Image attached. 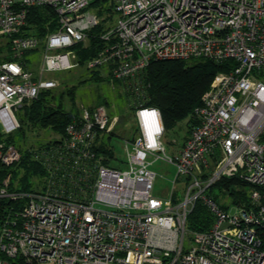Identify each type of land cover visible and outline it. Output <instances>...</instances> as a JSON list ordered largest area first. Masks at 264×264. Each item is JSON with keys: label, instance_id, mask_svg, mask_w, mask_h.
Wrapping results in <instances>:
<instances>
[{"label": "built area", "instance_id": "2783aa9c", "mask_svg": "<svg viewBox=\"0 0 264 264\" xmlns=\"http://www.w3.org/2000/svg\"><path fill=\"white\" fill-rule=\"evenodd\" d=\"M91 1L0 0L8 57H0V173L20 159L7 140L19 127L17 110L59 85L46 73L78 67L73 47L102 20ZM110 1L106 45L84 67L128 91L136 126L126 160L103 163L96 150L119 117L81 105L63 136L34 152L46 170L40 187L17 190L10 173L0 176V264H264V0ZM32 7L53 11L54 31H31ZM38 48L35 74L23 55ZM200 59L226 70L214 75L197 124L168 156L161 113L140 100L141 72L151 60ZM158 160L175 170L162 196L153 192ZM224 177L249 184L246 202L215 188ZM218 194L227 198L220 203ZM198 204L212 218L204 230L187 226Z\"/></svg>", "mask_w": 264, "mask_h": 264}, {"label": "trees", "instance_id": "16d2710c", "mask_svg": "<svg viewBox=\"0 0 264 264\" xmlns=\"http://www.w3.org/2000/svg\"><path fill=\"white\" fill-rule=\"evenodd\" d=\"M90 6L96 8L102 20L88 31L87 41L73 47L79 64L74 69L78 68L82 72L81 76L87 77L76 83H65L63 87L60 83L61 88L59 89L43 90L35 99L23 103L17 110L19 127L13 133L18 134L19 138L16 140L11 133L7 140L18 148L20 159L0 173L1 177L10 173V188L30 191L39 187L46 170L40 160L34 157V152L37 149L48 147L61 138L66 125L79 114L80 107L75 104L77 84L87 79L93 81L105 79L101 69L87 70L84 64L106 45L102 34L109 29L108 24L113 20L112 2L92 0ZM28 22L31 31L38 36L55 30L54 13L48 7L30 8ZM2 51L0 47V57ZM225 70L224 64L210 59L151 60L141 72L144 94L140 100L146 106L159 109L164 127L163 135L179 122L185 121L186 138L191 128L197 124L195 110L201 104L202 96L211 80L218 71ZM65 98L69 101L68 107L64 102ZM130 107L132 108V104ZM40 129L56 134L57 137L45 141L38 140L35 135H38ZM112 134L113 131L107 136L98 137L99 143L96 150L101 153L103 163H107L114 157L113 149L107 142ZM31 138H35L33 141H36V147L35 144L29 143ZM215 188L225 191L235 201L244 203L248 199L247 191L250 186L238 177H224L215 184ZM211 219L207 209L198 204L190 213L187 226L189 229L204 230L210 225Z\"/></svg>", "mask_w": 264, "mask_h": 264}, {"label": "rangeland", "instance_id": "374dc122", "mask_svg": "<svg viewBox=\"0 0 264 264\" xmlns=\"http://www.w3.org/2000/svg\"><path fill=\"white\" fill-rule=\"evenodd\" d=\"M92 8L95 9L94 7ZM4 42L5 39L0 37V47L2 49L5 46ZM23 60L26 62V66L29 70L35 74H38V70L43 60L42 49L38 48L25 53L23 55ZM81 73V70L79 71L78 68H72L69 70H60L51 73L49 72L46 73L45 77L47 76L49 78H56L61 83V87H63L65 83H76L77 81L83 80L87 77L81 76ZM103 76L105 79L102 81H93L87 79L84 80V82L78 83L76 88L75 104L79 107L81 105L86 107L99 104L104 105L107 109L109 118L112 116L119 117V121L113 129V134L107 142L108 145L112 147L114 152V159L110 161V165H121L124 164V161L126 160V151L124 149L125 140L132 136V132H134L136 126L134 112L130 107L131 98L129 94H127L124 83L115 79H111L106 75ZM59 87L60 86L58 85L54 89H59ZM64 102L68 107V99L65 98ZM37 134V136L35 135L36 139H41V141L57 137L56 134L43 129H40ZM185 135V121L179 122L174 128L163 135L162 141L165 147L166 155L173 156L175 152L181 148ZM13 136L16 140L19 138V135L16 133H13ZM34 139L35 138H31L29 143L35 144L34 146L36 147V141H33ZM152 169L156 172L153 181V192L156 195H165V193L168 192L171 187L170 180L175 174L174 167L171 164H165L164 162L158 160L152 166ZM226 194H218L220 197L219 199L221 200L220 203L227 198ZM230 210H234V208L231 207ZM187 241L188 238L185 237V243H187Z\"/></svg>", "mask_w": 264, "mask_h": 264}]
</instances>
